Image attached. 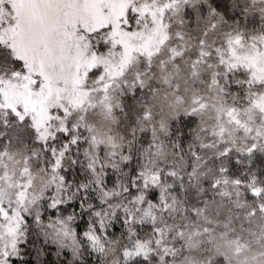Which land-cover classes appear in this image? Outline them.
I'll use <instances>...</instances> for the list:
<instances>
[{"label":"snow or ice","instance_id":"snow-or-ice-1","mask_svg":"<svg viewBox=\"0 0 264 264\" xmlns=\"http://www.w3.org/2000/svg\"><path fill=\"white\" fill-rule=\"evenodd\" d=\"M0 264H264V0H0Z\"/></svg>","mask_w":264,"mask_h":264}]
</instances>
